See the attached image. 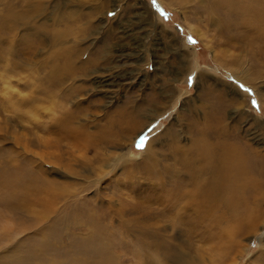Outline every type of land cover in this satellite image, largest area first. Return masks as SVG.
<instances>
[{
	"label": "rangeland",
	"instance_id": "obj_1",
	"mask_svg": "<svg viewBox=\"0 0 264 264\" xmlns=\"http://www.w3.org/2000/svg\"><path fill=\"white\" fill-rule=\"evenodd\" d=\"M223 1L0 0V264H264V0ZM197 143L234 151L251 232L147 195L223 187ZM46 177L78 192L35 201Z\"/></svg>",
	"mask_w": 264,
	"mask_h": 264
},
{
	"label": "bare ground",
	"instance_id": "obj_2",
	"mask_svg": "<svg viewBox=\"0 0 264 264\" xmlns=\"http://www.w3.org/2000/svg\"><path fill=\"white\" fill-rule=\"evenodd\" d=\"M221 1V0H220ZM224 1H227V0H224ZM223 1V3H224ZM254 2L255 1H250V13L248 14V16H246L244 18V22H248L249 24H257V22H260L258 25H263L264 26V9L261 11L259 10L257 7L254 8ZM229 3V2H228ZM238 3V1H237ZM240 3V2H239ZM222 4V3H221ZM256 4V3H255ZM230 5V4H229ZM226 6V5H225ZM240 6V4H239ZM242 6V5H241ZM258 7H261L258 5ZM239 8V7H238ZM264 8V7H263ZM240 9V8H239ZM242 10H243V6H242ZM255 17L254 19L251 20L252 17ZM244 17V16H243ZM243 21V20H242ZM249 26V25H248ZM252 25H250L249 27H251ZM255 26V25H253ZM125 113V112H124ZM124 115H127V114H124ZM123 117V116H122ZM71 118L69 120H65L60 128L58 130H56L57 134L58 133H61L63 134V137L66 138V140H70L72 141L75 145H79V144H82L81 141L84 139L85 141L87 140L86 139V135H85V131L83 132L82 129L80 127H77L74 125L71 124ZM63 126V127H62ZM59 127V126H58ZM84 130V129H83ZM59 136V135H58ZM205 138V137H204ZM208 138V137H207ZM73 140H79L78 142H74ZM152 141L154 142L155 139H152ZM205 141V140H204ZM88 142V141H87ZM196 142V141H195ZM150 143H146L145 144V153L149 154V151H150ZM222 147V146H221ZM194 151L203 155L202 158L204 159V163L206 164V166L208 168H210V171H213V170H216V173L215 175L212 177L211 180L207 181V185H210V184H217L219 183V181H221L223 183V187H220V188H208L206 190H203L204 191V195H201L198 191L196 190L195 192H193L192 190H189L188 188L186 189H182L180 188L179 189V192L177 191L175 194V192L172 194V193H169V189L168 190H163L162 188L163 187H160L159 188V191L154 189L153 192H148L147 195H152L153 194H157V199H161L163 200V197L166 196V199L164 197V200H167L169 198V204L170 203H176L178 200L179 201H182L184 200V198H187L188 199V203L185 204L184 206V211L183 213L180 215V219L181 217L182 218H185L186 215H188V218L191 217L193 215V210L195 212H197V216L195 218V220L193 218H190L191 220V224H194L196 222H199L198 221V218L201 220L202 219H206V218H212L213 217V214H215V210L218 211V210H222V212L220 214H224V215H227L229 216L230 220L233 222V225H232V230L230 232V235L231 236H238L239 233L242 232L243 233H248V232H251L252 231V228L254 225H258V222H252V221H258V219H255V220H250L245 222L248 224L246 225L245 229L243 230L242 229V222H244V219H243V204L241 205L242 201H243V198H242V195L240 194V187H239V184L240 186L243 184L244 182V174H246V172H244L243 177L241 175V173L239 174V177L243 178V180L241 181H238L236 180V178L233 180L229 179V177H232V175H234V169L235 168H238L239 166V163H237V157L234 153V151L231 149V148H225L223 147L222 150L220 151H213L210 147V144L209 146L207 144H204V143H201V144H198L194 147H193ZM150 156V154L148 155ZM183 158H184V162L185 164H187V160H188V157L185 155H183ZM211 162H213V167L210 166ZM218 162V167L219 168H216L217 167V163ZM189 166V164H187ZM55 167V166H54ZM223 167V168H222ZM38 169V168H37ZM55 170L59 169V168H53ZM170 170H172L171 168H169ZM166 168V170H169ZM241 169V168H240ZM238 168V171L240 170ZM40 171H42L43 174H47L48 172H50L47 168L45 169H39ZM169 170V172H170ZM188 171H191L187 174L190 175V178L188 177V179L190 180L191 178H193L194 176H196V173H197V169L196 168H193L192 166H190V168L188 169ZM174 171V170H173ZM172 171V172H173ZM242 171V170H241ZM246 171V169H245ZM77 172V171H76ZM168 173V171L166 172ZM192 173V174H191ZM212 173V172H211ZM40 174V173H39ZM170 174V173H169ZM174 174V173H173ZM172 174V175H173ZM178 174H181L178 173ZM186 174V175H187ZM171 175V176H172ZM177 175V174H176ZM174 176V175H173ZM1 177V176H0ZM36 178V182L35 184H37V181L40 182V180H38L37 177ZM249 180H252L250 177L248 178ZM236 180V181H235ZM248 180V181H249ZM2 181V180H1ZM0 181V182H1ZM4 181V180H3ZM246 181V180H245ZM9 182V181H8ZM42 182H45L44 185H45V188L44 187H38L36 188V192L37 194H39L40 196H42L43 198L41 199H35L36 200H49V198H54L55 196L57 197H60V196H63V197H66V196H70L72 195L74 192H78V190H75V189H68L66 186H57L56 184H54V182L50 179H43ZM6 183V182H4ZM4 183H3V186H4ZM10 183V182H9ZM28 183V182H27ZM161 183V182H160ZM13 184V183H11ZM15 184V183H14ZM21 184V183H20ZM41 184V183H40ZM174 184V183H173ZM9 185V184H7ZM22 185V184H21ZM27 185V184H26ZM161 185V184H160ZM180 186V184H178ZM204 184H200V189L203 188ZM255 185L258 186V183H256ZM16 186V185H15ZM23 186V185H22ZM56 186V187H54ZM175 186V185H174ZM261 184L258 186L260 187ZM6 187V186H4ZM30 187V186H29ZM181 187V186H180ZM262 187V186H261ZM155 188V187H154ZM157 188V187H156ZM206 188V187H204ZM11 189V188H10ZM43 189L45 191H43ZM77 189V188H76ZM178 189V188H177ZM197 189V188H196ZM171 191V190H170ZM134 192L136 193L135 194V197L136 198H140L141 197V193L142 191H138L136 188L134 189ZM13 193V192H12ZM199 193V197L198 199H196V194ZM35 194V193H34ZM172 194V195H171ZM140 195V197L138 196ZM144 195V194H143ZM205 195H207L208 197H212L213 198V201L211 202L209 199H205ZM13 196V195H12ZM169 196H173L174 197V201L172 199H170ZM19 197V196H18ZM56 197V198H57ZM80 197V196H79ZM65 200V199H64ZM79 200V199H78ZM76 201V200H75ZM11 202V201H10ZM40 202V201H39ZM44 202V201H43ZM42 202V204H43ZM46 202V201H45ZM36 203V202H35ZM138 203V202H137ZM13 204V202H12ZM38 204V203H37ZM85 204V203H83ZM190 204L192 206L193 209H191L190 207ZM195 204V205H194ZM39 205V204H38ZM75 205V204H74ZM44 206V205H43ZM166 206V205H165ZM182 206V205H181ZM17 207V206H16ZM165 208V207H164ZM215 208V209H214ZM137 209V208H136ZM51 210V209H50ZM164 211V210H163ZM36 213V217H34V221L37 223V224H40V226L42 225V223L46 220H48V215L46 214H43V212H35ZM165 213V212H164ZM222 215V218L223 216ZM35 216V215H34ZM221 218V217H220ZM215 219V218H214ZM73 220V219H72ZM182 220V219H181ZM180 220V221H181ZM187 220V219H186ZM189 220V221H190ZM192 220H194V222H192ZM211 220V219H210ZM262 221V220H261ZM259 220V222H261ZM73 222V221H72ZM223 222V220H222ZM77 223V222H76ZM81 223V222H80ZM216 223V222H215ZM74 224V223H73ZM200 224V223H199ZM198 224V225H199ZM227 224V223H226ZM245 224V223H244ZM62 225H63V222H62ZM83 225V224H82ZM201 225V224H200ZM211 225V224H210ZM212 225H215V224H212ZM191 227V226H190ZM202 227H203V224H202ZM201 227V228H202ZM212 227V226H210ZM188 228V227H187ZM204 228L205 230H208L209 228V225L206 223L204 224ZM203 228V229H204ZM254 229V228H253ZM28 230V229H27ZM142 231V230H141ZM193 231V230H192ZM199 231V230H198ZM202 232V231H201ZM209 232V231H208ZM140 233V232H139ZM203 234V233H202ZM205 234V233H204ZM229 234V233H228ZM241 234V235H242ZM140 235V234H139ZM206 235V234H205ZM209 235V234H207ZM206 235V236H207ZM224 237H226L224 235ZM234 242V241H233ZM239 244V243H238ZM235 246H238V245H235ZM240 247V246H239ZM59 248V247H58ZM244 249V247H243ZM158 253V252H157ZM93 254V253H92ZM166 255V253H165ZM15 256V255H14ZM52 256V255H51ZM11 256H9L10 258ZM50 258V257H49ZM52 258V257H51ZM166 258V256H165ZM164 258V259H165ZM11 259V258H10ZM12 260V259H11ZM55 260V258L53 259ZM92 261V260H91ZM90 261V262H91ZM20 263V262H19Z\"/></svg>",
	"mask_w": 264,
	"mask_h": 264
},
{
	"label": "snow or ice",
	"instance_id": "obj_3",
	"mask_svg": "<svg viewBox=\"0 0 264 264\" xmlns=\"http://www.w3.org/2000/svg\"><path fill=\"white\" fill-rule=\"evenodd\" d=\"M191 39V38H190ZM144 139H145V137L144 136H141L140 137V140H139V142L137 143V147L139 148V147H142V145H143V142H144Z\"/></svg>",
	"mask_w": 264,
	"mask_h": 264
}]
</instances>
